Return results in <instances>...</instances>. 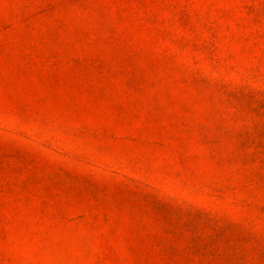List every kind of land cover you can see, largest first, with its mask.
I'll use <instances>...</instances> for the list:
<instances>
[{"label": "rangeland", "instance_id": "374dc122", "mask_svg": "<svg viewBox=\"0 0 264 264\" xmlns=\"http://www.w3.org/2000/svg\"><path fill=\"white\" fill-rule=\"evenodd\" d=\"M0 264H264V0H0Z\"/></svg>", "mask_w": 264, "mask_h": 264}]
</instances>
